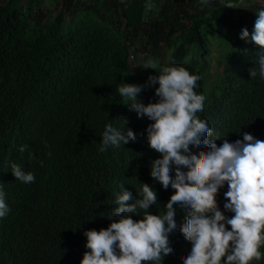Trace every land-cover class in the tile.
Listing matches in <instances>:
<instances>
[{
  "label": "trees",
  "instance_id": "1",
  "mask_svg": "<svg viewBox=\"0 0 264 264\" xmlns=\"http://www.w3.org/2000/svg\"><path fill=\"white\" fill-rule=\"evenodd\" d=\"M148 1L63 0L74 17L69 24L62 14L52 20L23 10L18 0L0 1V191L10 209L0 217V264H80L88 251L85 231L117 220V196L130 192L126 203L132 204L142 199V184L156 192L157 204L148 212L166 214L174 189L162 188L150 176L151 162L161 158L147 143L152 121L130 110L118 91L135 43L146 53H159L163 44L172 47L166 67L182 66L200 77L196 92L205 101L198 115L213 130L209 141L219 147L225 139L242 141L244 133L264 141V77L258 64L264 51L251 42L254 23L248 40L234 35L219 79L206 86V32L214 33L213 22L217 32L229 24L237 29L224 7L233 0H210L193 12L185 0H150L156 10L147 12ZM77 10L80 15H74ZM158 99L154 92L147 104ZM108 124L133 131L136 140L100 151ZM190 149L208 150L203 142ZM13 164L31 172L35 182L16 180ZM227 190L225 182L216 201L231 218L224 209ZM174 208L173 252L161 264H182L190 251L179 231L186 209ZM126 215L139 220L144 211ZM252 264H264V257Z\"/></svg>",
  "mask_w": 264,
  "mask_h": 264
},
{
  "label": "clouds",
  "instance_id": "2",
  "mask_svg": "<svg viewBox=\"0 0 264 264\" xmlns=\"http://www.w3.org/2000/svg\"><path fill=\"white\" fill-rule=\"evenodd\" d=\"M200 3L207 6L210 0ZM239 38L248 40L247 28L241 30ZM250 39L264 51V10L257 14ZM258 64L264 77V54L258 57ZM255 74L250 72V76ZM199 80L198 75L182 66L165 67L160 75L148 78L149 85H158L155 95L159 99L147 105L137 99L143 86L119 87L130 110L152 121L146 128L147 143L161 158L151 162L150 176L162 188L171 187L174 192L164 205L166 214L160 216L148 212L151 205L157 204V198L147 184H142V199L132 204L126 203L132 199L131 193L123 191L114 209L118 219L99 231H85L88 251L83 253L80 264H161L173 252L169 234L177 229L174 205L187 213L179 231L189 241L190 251L182 264H252L264 257L260 251L264 246V141L249 133L243 134L242 141L230 143L225 139L219 147L214 140L209 141L213 130L198 115L205 101V96L196 92ZM136 138L133 131L117 130L108 124L100 151ZM202 142L208 150L194 154L190 146L198 148ZM26 149L25 145L19 150L23 153ZM11 168L16 180L35 182V176L20 165L13 164ZM225 182L228 190L224 193V209L234 214L231 218L218 209L216 201ZM138 208L144 211L143 219L133 220L126 215L136 214ZM9 211L0 191V217Z\"/></svg>",
  "mask_w": 264,
  "mask_h": 264
},
{
  "label": "rangeland",
  "instance_id": "3",
  "mask_svg": "<svg viewBox=\"0 0 264 264\" xmlns=\"http://www.w3.org/2000/svg\"><path fill=\"white\" fill-rule=\"evenodd\" d=\"M18 3L23 10L31 11L34 14H37L38 11L42 12L48 19L53 20L58 14H62L64 23L69 24L74 20V17L64 10L63 0H18ZM185 4H187L185 8L189 12L199 11L203 7L200 0H185ZM224 7L231 10L232 20L237 29L229 24L223 28L222 32H217L218 25L213 22L211 31L214 33L206 32L208 42L202 55L205 63L203 70L206 86L219 79L223 71L225 55L233 47L234 35L237 33L240 36L241 30L244 28H247L250 33V25L255 23L258 12L264 10V0H233L226 2ZM149 10H156V6L150 0L148 1L147 12ZM80 14V10H77L74 15ZM176 36L178 38L180 35L177 34ZM172 50V47L163 44L159 53L151 51L146 53L139 43L131 45L129 53H132V55L128 57L127 69L120 80L119 87L123 84L143 86L137 99L146 105L154 96L157 86L155 84L149 85L148 78L161 74L162 69L168 64ZM123 100L125 103H129L124 97ZM143 141L146 144V139H143Z\"/></svg>",
  "mask_w": 264,
  "mask_h": 264
}]
</instances>
